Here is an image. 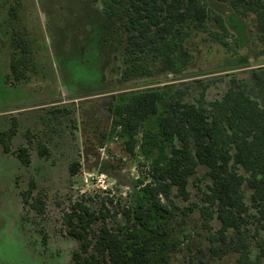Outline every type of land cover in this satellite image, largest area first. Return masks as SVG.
Listing matches in <instances>:
<instances>
[{
  "label": "rangeland",
  "instance_id": "rangeland-1",
  "mask_svg": "<svg viewBox=\"0 0 264 264\" xmlns=\"http://www.w3.org/2000/svg\"><path fill=\"white\" fill-rule=\"evenodd\" d=\"M105 1L0 0V132L13 120L18 124L9 153L0 142V264H74L81 243L70 235L66 218L75 204L98 216L103 204L109 209L106 220L92 225L93 240L104 223L114 232L128 224L122 214L113 218L116 204L132 211L149 204L138 181L151 180L154 153L146 156L139 147L134 156L128 152V135L113 129L112 105L152 88L162 102L176 91L188 103L200 102L202 93L211 102L238 80V87L264 107V89L254 77L264 70L255 15L242 16L227 2L202 0L224 18L228 45L215 40L214 21L204 29L187 22L183 40L169 37L172 56L151 63V50L142 61L136 60L139 54L126 53L127 0L117 5V18L104 14ZM15 30L26 35L32 50L22 82H15L11 70L12 59L22 57ZM127 68L139 71L126 80ZM156 127L154 117L137 135L138 144L143 130ZM43 146L48 152L41 155ZM22 147L30 153L29 166L16 155ZM207 172L199 166L190 178L188 201L174 191L161 203L168 212L152 208L148 223L139 226L142 235L156 238V263L264 264L263 215L249 211L240 233L230 229L222 236L217 217L202 214V195L213 183ZM243 193L249 204L252 191L246 184ZM135 223L132 218L130 226Z\"/></svg>",
  "mask_w": 264,
  "mask_h": 264
},
{
  "label": "trees",
  "instance_id": "trees-1",
  "mask_svg": "<svg viewBox=\"0 0 264 264\" xmlns=\"http://www.w3.org/2000/svg\"><path fill=\"white\" fill-rule=\"evenodd\" d=\"M217 1L229 3L242 16L255 15L264 42V3L261 0ZM119 3L120 0H106L104 14L120 17ZM125 12L126 53L139 54L137 61H142L149 50L155 53L151 63L170 58L175 45L169 37L178 34L183 40L186 34L182 28L187 22L204 29L208 21H214L218 27L215 40L228 45L224 18L202 0H127ZM14 45L22 57L12 59L11 70L15 82H22L26 79L25 61L32 54L31 44L22 31L15 30ZM132 71L139 69H124L123 78L127 80ZM149 71L147 74L151 73ZM254 77L264 89V70L254 72ZM237 81H231L221 99L211 102L205 100V93L198 103L185 102L182 91H176L162 102L159 90L152 88L134 94L126 103L111 106L113 129L120 127L129 137L128 152L134 156L139 147L146 156L154 153L148 174L151 180L138 181L149 204L141 205L136 211L116 204L113 218L122 214L128 224L123 231L114 232L104 223L97 240L89 238V231L95 222L110 216L109 209L103 204L100 212L103 214L98 216L88 206L75 204L66 218L70 235L81 243V251L74 254V264H158L156 238L142 235L139 226L148 223L152 208L168 212L161 203L169 201L174 191L176 196L188 201L190 178L199 166L208 169L207 175L213 182L202 195L201 211L204 217H217L222 225V236L230 229L240 233L251 210L264 216V107L252 99L246 89L239 88ZM154 117L157 127L143 130V139L138 144L137 135ZM17 133L16 120L8 130L0 132L4 152H10ZM43 149L41 155L47 154V147ZM16 155L24 165L31 164L27 147L19 149ZM73 170L72 173L76 171ZM245 184L252 191L249 204L244 198ZM132 218L136 223L130 226Z\"/></svg>",
  "mask_w": 264,
  "mask_h": 264
},
{
  "label": "crops",
  "instance_id": "crops-1",
  "mask_svg": "<svg viewBox=\"0 0 264 264\" xmlns=\"http://www.w3.org/2000/svg\"><path fill=\"white\" fill-rule=\"evenodd\" d=\"M248 93V92H247ZM249 94V93H248ZM250 95V94H249ZM251 96V95H250ZM253 99V98H252ZM219 100V99H218ZM254 100H256V99H254ZM260 104V103H259ZM261 105V104H260ZM262 106V105H261ZM263 107V106H262Z\"/></svg>",
  "mask_w": 264,
  "mask_h": 264
},
{
  "label": "flooded vegetation",
  "instance_id": "flooded-vegetation-1",
  "mask_svg": "<svg viewBox=\"0 0 264 264\" xmlns=\"http://www.w3.org/2000/svg\"><path fill=\"white\" fill-rule=\"evenodd\" d=\"M32 162V161H31Z\"/></svg>",
  "mask_w": 264,
  "mask_h": 264
}]
</instances>
